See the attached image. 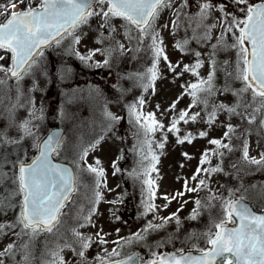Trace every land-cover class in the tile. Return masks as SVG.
Returning <instances> with one entry per match:
<instances>
[{"label":"rangeland","instance_id":"374dc122","mask_svg":"<svg viewBox=\"0 0 264 264\" xmlns=\"http://www.w3.org/2000/svg\"><path fill=\"white\" fill-rule=\"evenodd\" d=\"M25 1L29 4L39 3V0ZM259 1L249 0L252 4ZM6 2L8 0H0V4ZM202 2L204 0H187L186 6L180 9L179 19L176 13L182 0H172V6L160 12L155 29L159 33L158 39L163 41L164 55L168 60L160 58L157 64L159 77L148 91L139 86L138 80L130 77L145 74L152 66L151 40L145 36L142 42H138L139 33L135 29L129 33L131 39L126 38L124 22L118 18L111 21L117 29L115 32L102 29L98 16L77 30L80 43H73L72 37L67 36L35 58V65L19 81L23 107L17 108L11 118L7 108L15 103L17 82L14 78L8 79L6 91L11 100L5 99L0 104V132L5 134L0 137V175H3V179H0V224H16L22 197L13 195L18 190L14 178L18 175L20 164L36 155L37 143L54 127L65 128L56 158L72 164L77 183L60 217L58 233H42L30 241L29 235H18L22 226L5 227L0 233V252L9 244L14 247L11 253L2 257L4 264H24V256L29 252L31 264L50 260L46 252L56 249L57 244L63 245L66 239L69 243L73 242L72 229L92 237V242L84 261L72 248H64L60 254L67 264H98L97 256L115 260L132 251H138L142 264H147L153 259V254L159 256L171 250L182 252L207 247L203 234L210 228L216 231L212 223L222 216L220 198L245 196L264 208V165L250 164L242 155L244 140L249 144L251 157L259 159L260 154L264 153V121L261 119L264 111L254 112V105L236 107L235 113L230 114L218 107L220 104L235 107L240 100L236 93L243 84L234 78L237 50L223 47L218 44L217 38L222 32L219 26L221 17L229 14V19L232 15L241 18L242 6L235 4L234 0H208L214 8L205 23H216L217 27L211 30V39L205 40L202 38L204 29L196 28L194 21L188 19L197 16ZM220 8L224 11L221 12ZM174 20L177 21L176 27H173ZM236 35L238 33H225L224 41L232 44ZM184 40L188 44L186 50L181 51L176 45ZM117 41L125 45L123 53L114 51L110 56L104 54ZM213 45H217L215 51ZM94 49L100 51L90 60L80 59L81 55L87 56ZM196 52L201 53L199 58L195 56ZM10 55L0 50V56H5L0 64L9 66ZM105 59L109 61L108 64L103 63ZM197 59L203 62L202 67L197 69L199 77L193 76L190 71H183L185 65L191 67ZM213 61V87L216 91L206 97L207 105L199 103L193 107L189 85L197 83L198 79L207 80L213 72ZM169 63L179 66L170 70ZM4 90L0 89V94ZM141 97L144 99L142 106L138 104ZM244 99L250 102V93H245ZM133 103L137 104V111L145 116L154 114L164 127L147 137L143 133L137 135L139 126L130 111ZM213 105L217 106L216 117L209 124L208 114L213 110ZM183 110H188L190 114L199 113V116L188 123L181 121L177 125L179 133L169 132L172 119L178 118ZM30 112H35L36 116L30 117ZM109 113L118 119H110ZM253 115L255 120L249 123ZM29 119L35 138L25 135L17 127ZM229 124L235 131L230 139H225ZM202 132L206 135L201 136ZM189 133L192 135L191 143L177 142L178 136L182 138ZM213 139L229 144L231 151L210 144L209 141ZM98 140L95 149L80 159L82 149ZM160 143L164 144L163 148L159 147ZM205 152L209 153L208 162L201 164ZM152 154L158 157L156 170L149 171L145 177L143 172L150 169L153 163ZM97 160L104 170L99 189L96 188L95 175L87 170L89 166L97 167ZM198 168L202 170L193 179ZM213 168L220 170L209 171ZM145 179L153 181L154 197H150ZM200 180L205 181L204 186L199 184ZM186 181L189 188H198V191H186ZM96 191L102 197L99 203L94 202ZM213 195L217 199L211 200L209 206V198ZM164 196H168L169 200H165ZM197 200L201 201L202 206L196 218L192 219ZM148 203L156 206L154 211L146 209ZM93 209L91 224H88L84 217ZM168 217L173 218L165 223ZM82 223L86 226L80 227ZM149 224L159 227L149 228L145 232ZM97 232L106 243H100ZM137 233L142 238L137 239ZM117 241L119 243H114ZM25 244L29 245L28 249L23 247ZM113 249L119 253L118 256H110Z\"/></svg>","mask_w":264,"mask_h":264},{"label":"snow or ice","instance_id":"6c2138e0","mask_svg":"<svg viewBox=\"0 0 264 264\" xmlns=\"http://www.w3.org/2000/svg\"><path fill=\"white\" fill-rule=\"evenodd\" d=\"M24 0H8L5 4H0V16H7L8 18L0 22V50L10 53L11 64L4 66L0 64V89H5L0 94V104H3L5 99L11 100L7 96L6 85L10 78H14L17 82V96L15 103L7 108L9 118L12 117L14 111L23 107L20 103L22 95L19 88V81L27 75L36 63V57L42 55L40 49L43 46L50 45L52 42L57 44L66 36L72 37L73 43H80V36L76 35L77 30L93 17H100L102 23L100 28L107 29L109 32H115L117 29L111 24L114 18H118L124 22L125 36L131 39L129 33L135 29L139 36L138 42H142L143 37L147 36L151 40L150 49L153 53L152 66L147 69L145 74H135L134 77L140 82V87L144 91H148L150 87H154L155 81L159 77L157 64L161 57L165 61L168 57L164 55L163 41L158 39L159 33L155 29L156 21L159 18L160 12L172 6V0H40L37 7L33 8L31 5L26 6L19 12L12 11L18 4H23ZM187 0H182L180 8L177 10V19H179L180 9L186 6ZM234 3L242 6L241 11L243 16L237 18L232 15L229 19V14L221 17L219 26L222 28L221 36L217 38L218 44L225 48H235L237 50L235 79L242 82L243 87L238 90L236 95L240 97L238 104L235 107H229L220 104L218 107L228 113H235L236 107H254V112L264 111V0L252 4L249 0H234ZM214 5L204 0L199 6V12L195 17H188L189 20L194 21L195 27L204 29L205 40L211 39V30L217 27L216 23L206 24L210 17ZM223 12L224 9L220 8ZM173 27L178 26L177 21H173ZM167 27V25H164ZM225 33H238L235 36V42L228 44L224 41ZM59 38V39H58ZM98 43L100 41H97ZM188 44L187 40L178 43L176 47L181 51L186 50ZM217 45H213L215 51ZM125 45L115 42L113 47L105 50L106 55L110 56L114 51L123 53ZM100 49H94L89 52L87 56H80L81 60H90L92 56L99 52ZM79 55V53H77ZM200 52H196L195 56L199 58ZM5 56H0V61H3ZM104 64L109 61L105 59ZM227 63V62H225ZM203 62L197 59V62L189 67L185 65L184 72H191L193 76L199 77L197 69L202 67ZM179 65L168 64L170 70H175ZM215 73V62L213 61V72L209 74L207 80L198 79L197 83L189 85V95L193 99V107L196 104L203 103L207 105V96L213 94L216 89L213 87V79ZM231 75V73H229ZM250 93V102L244 99V94ZM204 94V95H201ZM31 103V101H29ZM139 105L144 104V99L141 97L138 101ZM175 108V103L172 105ZM216 105H213V110L208 114V123L211 124L216 117ZM130 111L134 116L135 123L139 126L137 135L143 133L145 137L149 134H154L157 130L164 127L154 117V114L148 113L146 116L137 111V104L130 105ZM30 117H35V112L29 113ZM112 120L118 119L115 116L108 114ZM199 113L190 114L188 110L179 112L178 118H173L171 126L168 128L169 132L179 133L180 129L177 127L181 121L188 123L189 120L195 121ZM264 121V116L261 117ZM255 120V115L251 117L249 123ZM17 127L25 134L33 136L31 119L25 120ZM235 131L232 125L227 126L224 134L225 139H230L231 134ZM5 134L0 132V137ZM201 136L206 133H200ZM102 139V138H101ZM192 135L189 133L184 137H177L178 143L185 141L191 143ZM8 142L15 143L16 141L9 140ZM99 140L89 147L82 149L80 159L87 157L90 150H94ZM210 144L216 145L217 148H224L231 151L229 144L223 143L221 140L213 139L209 141ZM37 148L40 155L36 160L25 166L21 163L18 169V175L14 178V183L17 184L18 190L13 195L22 197L20 204V213L16 224L3 225L0 224V233H3L5 227L11 229L16 225L22 226V231L18 235H29L30 241L35 240L42 233H58L61 225L62 209L66 202L70 200L71 193L75 190L77 183L76 178L70 173L69 169L62 168L59 165L53 164L51 157L59 151L60 142L55 135L49 136L47 140L37 143ZM151 146L149 145V148ZM160 148L164 147L163 143L159 144ZM223 155V153H217ZM187 155V154H185ZM208 152H205L201 164L208 162ZM242 155L243 159L250 164L264 165V153L260 154V158L251 157L249 155V144L247 140L242 141ZM152 161L150 169H145L143 175L147 177L149 171H155V162H158V157L152 154ZM100 161H96L97 167L89 166L88 172L93 173L96 177V188L101 187V178L104 176V170L99 167ZM115 167V165H113ZM119 169H117L118 171ZM202 169L198 168L196 176L199 175ZM218 168L210 169L209 171H219ZM3 179V175H0ZM144 183L148 185L150 197H154L155 192L152 190L153 181L145 179ZM201 186L205 185L204 180H200ZM185 190L189 192L198 191V188H189L187 181L185 182ZM183 195V193H177ZM231 195V190H230ZM95 203H99L102 198L99 191L95 192ZM169 200L168 196L163 197ZM175 198V197H173ZM217 199L215 195L209 198L210 201ZM221 199V218L216 221L213 220L212 231L211 228L203 235L206 237L207 247L198 249L199 255L185 256L182 253L172 255L153 254V259L149 260L147 264H264V216H257L252 211L240 204L238 199ZM170 202V201H169ZM196 208L193 210L192 219H195L199 214V208L202 206L201 201L197 200ZM156 206L152 203L146 205L147 210L154 211ZM94 214V209L84 217V219L91 224V217ZM175 213L173 217H175ZM173 217L165 218L167 220ZM239 221V227L228 228V223H235ZM177 223L179 221L177 220ZM81 224L80 227H85ZM94 226V225H93ZM149 224L144 229L145 232L149 228H154ZM72 234L75 237L72 243L67 239L63 245L57 244L56 249L46 252L50 256V260H42L41 264H67L61 256L64 248H72L74 253L78 255L82 261L85 260V253L91 246L92 237L84 236L76 229H72ZM96 235L100 237V243L104 244L107 241L103 239L100 232ZM136 238H142L140 233L136 234ZM114 243H119L114 242ZM77 245L78 247H73ZM14 245L9 244L3 252H0V264H4L2 257L11 253ZM28 249L29 245L23 246ZM119 253L113 249L110 256H118ZM98 264H138L139 258L129 256L125 260H105L103 257H96ZM24 264H31V253L24 256Z\"/></svg>","mask_w":264,"mask_h":264},{"label":"water","instance_id":"95a60500","mask_svg":"<svg viewBox=\"0 0 264 264\" xmlns=\"http://www.w3.org/2000/svg\"><path fill=\"white\" fill-rule=\"evenodd\" d=\"M256 3H258V2H256ZM58 39H59V38H58ZM52 43H53V42H52ZM52 43H51V44H52ZM48 46H49V45L43 46L40 50H42V49H44V48H46V47H48ZM53 135H55L56 139L59 140L60 145H61V143H62V141H63V139H64V136H65V128H64V127H54V128H52L50 131L47 132V134L43 137V139H42L40 142L47 140V138H48L49 136H53ZM40 142H39V143H40ZM39 155H40V152H39V150H38V151H37V154H36V155H35L30 161L23 162V164H24L25 166H28V165L32 164V163L36 160V158H37ZM55 155H56V153L51 157V159H52V163H53V164H56V165H59V166L62 167V168H67V169H69V171H70V173L73 175V177L76 178L75 171H74V168L72 167V165L69 164V163H67V162H63V161H60V160L56 159ZM20 165H21V164H20ZM19 167H20V166H19ZM75 188H76V185H75ZM73 192H74V191H73ZM73 192L71 193V196H72ZM235 199H238V200L240 201V204H241V205H244V206L248 207V208L252 211V213H253L254 215H257V216H264V209H259L258 206H257L256 204L252 203V202L250 201L249 198H247V197H245V196H240V197H237V198H235ZM66 203H67V202H66ZM227 227H228V228L239 227V221H236L235 223H228V224H227ZM180 253H182V254L185 255V256H188V255H192V256L199 255V251H198V249L184 250V251H182V252H179V251H176V250H171V251H168V252H163V253L160 254V255H172V254H180ZM129 256H135V257H138V258H139L138 264L141 263V257H140V255H139L138 251H132V252L129 253L128 255H126V256H124V257H122V258L116 259V260H125V259H127ZM113 261H115V260H113Z\"/></svg>","mask_w":264,"mask_h":264},{"label":"flooded vegetation","instance_id":"af4514ba","mask_svg":"<svg viewBox=\"0 0 264 264\" xmlns=\"http://www.w3.org/2000/svg\"><path fill=\"white\" fill-rule=\"evenodd\" d=\"M6 3H7V2H6ZM39 3H40V0H39ZM39 3H38V5H39ZM4 4H5V3H4ZM28 5H31V7H33V8H35V7L38 6L36 3H34V4H29L28 1H25V0H24V3H23V4H19V6H17V7H16L14 10H12V11L19 12V11H21V9L25 8V7L28 6ZM3 17H5V16H0V22H3V21H5V20L8 18V17L6 16V17L3 19ZM66 37H67V36H66ZM66 37H65V38H66ZM65 38H64V39H65ZM64 39H62V40H64ZM54 44H55V42H53L52 44H50L46 49L41 50V52H43V51H47L48 49L52 48Z\"/></svg>","mask_w":264,"mask_h":264}]
</instances>
